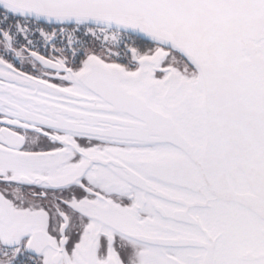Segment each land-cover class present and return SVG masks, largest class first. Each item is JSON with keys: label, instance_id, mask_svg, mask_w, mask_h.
Listing matches in <instances>:
<instances>
[{"label": "snow or ice", "instance_id": "1", "mask_svg": "<svg viewBox=\"0 0 264 264\" xmlns=\"http://www.w3.org/2000/svg\"><path fill=\"white\" fill-rule=\"evenodd\" d=\"M0 264H264V0H0Z\"/></svg>", "mask_w": 264, "mask_h": 264}]
</instances>
